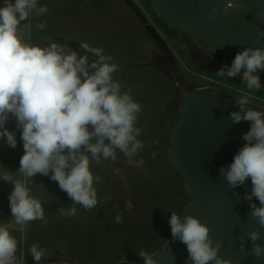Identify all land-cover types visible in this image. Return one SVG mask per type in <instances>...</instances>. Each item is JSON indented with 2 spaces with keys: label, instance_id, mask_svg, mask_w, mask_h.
Segmentation results:
<instances>
[{
  "label": "clouds",
  "instance_id": "clouds-1",
  "mask_svg": "<svg viewBox=\"0 0 264 264\" xmlns=\"http://www.w3.org/2000/svg\"><path fill=\"white\" fill-rule=\"evenodd\" d=\"M234 7L238 5L229 0L223 5V14L228 15ZM219 11L213 6L208 18L213 19ZM47 12L48 7L39 5V0H3L0 6V141L15 149L19 131L23 146L16 172L0 166V180L12 185L8 197L12 218L0 222V264H25L24 253L18 257L17 251L26 228L33 221L48 223L44 204L30 187L37 174L57 182L72 205L90 211L111 199L108 195L98 198L94 185L100 183L101 176L94 174L93 164H115L118 153L128 166L143 168L145 164L142 157L137 159L145 148L138 139L142 134L138 118L143 106L134 99L131 88L113 78L120 70L113 55L86 41L79 43L83 54L53 38L34 42L30 17ZM256 15L264 19V12ZM45 25L42 21L36 28L43 30ZM261 72L264 47H245L236 53L230 66L225 64L215 72L227 79L241 75L245 86V90L237 89L240 94L234 96V104L238 110L231 111L229 119L232 124L248 122L250 128L242 136L244 145L230 164L220 167L219 175L229 189L251 181V191L245 190L243 197L237 193V197L248 202V219L259 226L247 234L257 259L264 257V244L257 243L261 238L259 229H264V109L252 107L250 97L262 88ZM10 119L16 121V131L6 127ZM152 143L155 146L158 141ZM151 156L155 158L156 153ZM112 170L126 180L121 169ZM144 175H148L147 170ZM124 187L127 189V183ZM131 208L128 200L125 210ZM57 211L61 217L77 214L74 206ZM115 222H122V213L115 216ZM169 225L173 242L186 245V264H233L219 255L223 240L214 242L210 228L198 217H182L173 211ZM17 231L21 233L19 241L13 234ZM241 241L243 252L245 238L241 237ZM28 251L40 264L48 250L33 243ZM137 254L143 264H157L158 257L144 249Z\"/></svg>",
  "mask_w": 264,
  "mask_h": 264
},
{
  "label": "rangeland",
  "instance_id": "rangeland-1",
  "mask_svg": "<svg viewBox=\"0 0 264 264\" xmlns=\"http://www.w3.org/2000/svg\"><path fill=\"white\" fill-rule=\"evenodd\" d=\"M106 1L109 3L104 9L106 17H95L86 16V12L79 9L81 2L71 7L69 4L74 0H39V5H46L48 12L42 16L33 13L30 17L32 38L36 43L53 38L81 54L83 50L79 49V43L86 41L91 46L102 47L106 54L113 55L120 66L113 78L131 88L134 99L143 106L138 118L142 134L138 139L144 142L145 148L137 159L142 157L145 164L143 168L128 166L119 153L115 164L109 161L93 164L94 174L101 176L100 183L94 185L98 198L102 200L108 195L111 199L90 211H85L80 205H72L71 199L57 182L37 174L33 178L35 183H31L30 187L44 204L48 223L45 225L42 221H33L26 228L25 238L17 251L18 257L21 252L24 253L25 264H36L31 261L33 258L28 251L33 243L48 250L40 264H51L49 255L53 257L57 251L62 258L69 259L70 264H143L137 253L144 249L157 257L162 246L171 238V212L181 215L190 202L181 175L172 168L166 155L173 127L179 118V105L173 103L176 85L147 64L152 63L157 48L147 41L146 49L150 52L146 57L142 44L147 40L148 33L143 25L135 17H129V11L121 0ZM0 6H3V0H0ZM146 10L148 13L152 11L151 6L146 5ZM148 18L166 41L170 42V38L177 36L158 17ZM42 21L46 22L45 28L38 30L36 25ZM24 30L27 33L28 29ZM171 47L176 50L172 44ZM181 68L182 74L194 83L213 84L210 72L194 67L191 70L185 66ZM259 75L262 88L250 97V101L264 107V77L262 73ZM233 79L229 83L230 88L218 84L215 86L237 96L240 94L237 89L245 90V86L240 83L239 77ZM15 124L16 121L10 119L6 127L16 131ZM16 137L15 149L0 141V166L12 172L18 170L23 155L19 131H16ZM153 141L158 143L153 146ZM153 152L156 153L155 158L151 156ZM113 168L121 169L126 180L114 173ZM145 170L147 176L144 175ZM2 171L3 168H0ZM11 190L12 185L0 180V222L12 218L8 200ZM128 200L132 202L131 210H125ZM72 206L77 208L74 217H61L57 211L60 207ZM118 213H122L121 223L115 222ZM13 234L19 241L21 233L17 231Z\"/></svg>",
  "mask_w": 264,
  "mask_h": 264
},
{
  "label": "water",
  "instance_id": "water-1",
  "mask_svg": "<svg viewBox=\"0 0 264 264\" xmlns=\"http://www.w3.org/2000/svg\"><path fill=\"white\" fill-rule=\"evenodd\" d=\"M147 1L168 27L188 32L204 48L240 52L245 47H264V19L256 15L264 12V0H232L238 7L231 9L228 15L223 14V5L229 0ZM125 2L163 53L161 66L172 73L182 90L179 118L166 149L169 164L181 175L190 195L182 217L189 214L198 217L210 228L214 242L223 240L219 255L224 259L232 260L233 264H264V257L257 259L252 255V242L247 240V234L259 226L255 220L250 222L248 219V202L237 197V193L243 197L245 190L251 191V181L229 189L219 175L220 167L230 164L244 145L242 136L250 128L248 122L232 124L229 119L230 112L238 110L234 104L235 95L213 87L185 89L173 51L135 2ZM213 6L220 11L210 20L209 12ZM251 104L258 110L264 109ZM259 231L261 238L257 243L264 244V229ZM241 237L246 241L243 252L240 251ZM167 242L157 256V264H186V245L180 241L173 242L172 237Z\"/></svg>",
  "mask_w": 264,
  "mask_h": 264
},
{
  "label": "flooded vegetation",
  "instance_id": "flooded-vegetation-1",
  "mask_svg": "<svg viewBox=\"0 0 264 264\" xmlns=\"http://www.w3.org/2000/svg\"><path fill=\"white\" fill-rule=\"evenodd\" d=\"M68 1H72V0H68ZM74 1L75 2H70L69 6L71 5V7L72 6L74 7L75 4L78 5V2H81V4L79 5V9H83L84 12H86V13H84L86 16L87 15H93L95 17H100V16L104 17L105 16L104 9L106 10L107 7L109 6V3L106 0H74ZM121 1L127 7L128 11H129V17H135V19H137L136 15L132 11V9L129 7V5L125 2V0H121ZM133 1L135 2V4L139 7V9L144 13V15L147 18L148 17H157L156 13L153 11L151 4L147 0H133ZM146 5H150L153 12L150 11L148 13L146 10ZM138 22H140V21L138 20ZM149 22H150V20H149ZM161 23L166 26V23L164 21H161ZM141 25H143V24H141ZM143 27L145 28L144 25H143ZM145 30H146V28H145ZM172 30L175 31L177 36L170 38V42L166 41L164 38L163 39L166 41V43L168 44V46L170 47V49L173 51V53L176 56L177 64H178L179 78H180L181 83L185 87V89L192 91V90H195L197 88H202V87H213V88H216V89H219L221 91L226 92V90L218 88V86H215V85L218 84L219 86L230 88L229 83H231L234 79L233 78L227 79L225 77H218L215 75V72H217L225 64L230 66L231 62L234 59L237 52L233 51L232 49H226L223 51H216V50L213 51V50L204 48V47L200 46L188 32H180V31H177L175 29H172ZM147 36H148L147 40L142 44V46L145 50L146 57L148 56V54L150 52L148 49H146L147 48L146 47L147 41L148 42L150 41L157 48V52H156L157 54H153L154 59H152V63L150 64L148 62L147 64L150 67L155 68L156 70L163 73L169 80H171L176 85V90H175L174 97H173V103L175 102V103H178V105H180V103L182 101V90L175 83L173 76H172V73L168 69L161 66L162 62L164 61V55L160 51V49L157 47V45L153 42L150 35L147 34ZM171 44L176 49L175 51L171 47ZM182 66H185L186 68H188L190 70L192 67H194L197 69H202V70H206V71L210 72L211 77H212L210 79H211L213 84L198 85V84L194 83L193 81L187 79L182 74V68H181ZM261 73L263 74V77H264V72H261ZM261 73H259V74H261ZM237 77L240 78V80H241L240 83L243 84L241 75H238ZM263 83H264V81H263ZM226 93H228V92H226ZM178 109H179V106H178ZM177 113H178V110H177Z\"/></svg>",
  "mask_w": 264,
  "mask_h": 264
},
{
  "label": "crops",
  "instance_id": "crops-1",
  "mask_svg": "<svg viewBox=\"0 0 264 264\" xmlns=\"http://www.w3.org/2000/svg\"><path fill=\"white\" fill-rule=\"evenodd\" d=\"M55 255L52 257V255H49V258H48V261H52L51 264H54L56 262H65V263H68L70 264V260L67 259V258H62V255L60 252H55L54 253ZM57 256V257H56ZM61 256V257H60ZM32 262H35L34 259H31Z\"/></svg>",
  "mask_w": 264,
  "mask_h": 264
}]
</instances>
